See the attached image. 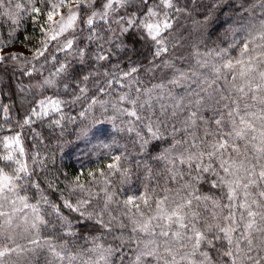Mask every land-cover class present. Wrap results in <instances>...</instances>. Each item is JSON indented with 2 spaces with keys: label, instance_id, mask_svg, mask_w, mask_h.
I'll return each instance as SVG.
<instances>
[{
  "label": "snow or ice",
  "instance_id": "obj_1",
  "mask_svg": "<svg viewBox=\"0 0 264 264\" xmlns=\"http://www.w3.org/2000/svg\"><path fill=\"white\" fill-rule=\"evenodd\" d=\"M221 2L213 0V6ZM5 3L0 0V12L7 15ZM39 3L46 5L43 12L38 6L30 10L45 17L44 40L33 59L56 61L45 55L51 45L73 60L56 61L55 71L32 86L55 91L35 102L20 127L78 102L87 103L81 117L110 106L129 118L127 130L136 132L141 151L156 142L150 159L157 167L144 163L141 188L126 195L121 186L133 176L128 157L111 155L104 169L88 171L87 179H81L83 172L65 174L61 189L55 178L37 179L45 158L35 153L30 164L20 134L0 138L5 149L0 153V264L38 252L46 253L45 264H264V19L232 29L224 47L194 48V62L179 67L182 56L175 50L181 39L175 32L179 15L187 11L181 0ZM257 5L264 9V0H252L242 11ZM85 26L91 49L77 41ZM133 37L150 48L149 67L129 56L126 70L119 62L105 68ZM11 42L0 40V53ZM21 59L27 60L8 53L0 55V64ZM142 68L170 72L145 83L138 75ZM100 76L104 82L96 86ZM60 88L70 99L56 94ZM62 118L49 123L59 126Z\"/></svg>",
  "mask_w": 264,
  "mask_h": 264
},
{
  "label": "trees",
  "instance_id": "obj_2",
  "mask_svg": "<svg viewBox=\"0 0 264 264\" xmlns=\"http://www.w3.org/2000/svg\"><path fill=\"white\" fill-rule=\"evenodd\" d=\"M17 3L23 7L17 9L15 7ZM251 3L252 0H222L218 6H213V0H191V2L181 0V5H186L187 11L179 15L175 32L181 39V47L175 50L177 55L182 56V59L177 62L178 66L185 67L194 62L192 55L194 48L204 52L217 45L224 47L228 43L226 38L232 29L239 27L242 23L247 24L264 19V9L259 5L249 11H242V6H248ZM32 6L40 7L42 12L46 8V5L39 3V0H33L31 4L29 0H11V3L6 0L4 10L8 14L0 12V40L8 41L11 38L12 41L0 55L15 53L27 58V60L6 61L0 64V138L20 134L30 164L35 153L45 158V166L37 169V179L46 183L55 178L57 186L61 189L67 182L65 174L73 177L83 172L81 179H87L88 171L104 169V166L110 162L109 156L123 153L128 157L127 166L132 170L133 176L130 184L121 187L126 195L133 194L144 182L143 164L147 163L154 170L156 169L157 164L150 159V156L155 154L157 148L153 147L156 143L153 141L149 144L147 151H141L136 132L127 130L129 127L127 116L114 113L109 106L107 111L94 107L91 112L81 117L79 112L87 108V103L78 102L65 106L62 114H53L44 119L37 117L30 126L20 127L35 102L45 95L52 96L55 91L32 86L38 84L50 72L55 71L54 64L58 66L56 61L65 63L73 60V55L57 52L51 45L45 55L51 53L56 57V61L44 62V57L39 60L33 59L35 50L44 40L41 26L45 22V17L32 13L30 10ZM60 11L62 14L67 13L66 8ZM55 19L58 20L59 16ZM105 35H107L106 32ZM86 37L85 26L83 34H78L77 41L81 46L91 49L94 45L90 44ZM125 45L124 51H116V54L111 57L110 64L104 62L105 68H114L119 62L120 67L126 70L129 67V56L137 62V65L143 63L144 68L149 67L147 57L150 56L151 50L146 44L139 43L133 37L126 39ZM29 61L35 65V69L29 67ZM72 67L79 71L81 66L73 61ZM25 70L31 71L32 75L23 74ZM169 72L168 69L157 68L152 73H146L142 68L138 75L145 83H156L166 78ZM73 74L75 75V72ZM104 79L103 76L98 77L96 86L103 84ZM88 87V95H92L95 87L91 78L88 81ZM113 87L117 91H123L118 85ZM18 88L24 90L27 102L20 100ZM56 94L62 99H70L65 95L63 88H60ZM115 94L113 92V96L107 98L111 100ZM97 96L105 98L102 93H97ZM5 108L7 111H4ZM61 115L63 118L59 126L49 123L50 120ZM114 116L115 119H112ZM137 131L141 135H147L146 129L139 124H137ZM4 151L3 143H0V153ZM57 195V192H53L52 198L55 199ZM9 259L12 264H45L46 253L38 252L35 256L26 255L19 258L13 255Z\"/></svg>",
  "mask_w": 264,
  "mask_h": 264
},
{
  "label": "rangeland",
  "instance_id": "obj_3",
  "mask_svg": "<svg viewBox=\"0 0 264 264\" xmlns=\"http://www.w3.org/2000/svg\"><path fill=\"white\" fill-rule=\"evenodd\" d=\"M18 92L20 94V96H19L20 100L23 102H27V97H26L25 93L23 91H21L19 88H18Z\"/></svg>",
  "mask_w": 264,
  "mask_h": 264
}]
</instances>
